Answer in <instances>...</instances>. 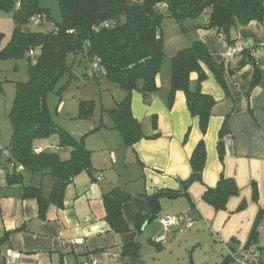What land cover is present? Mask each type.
<instances>
[{
  "label": "crops",
  "instance_id": "crops-1",
  "mask_svg": "<svg viewBox=\"0 0 264 264\" xmlns=\"http://www.w3.org/2000/svg\"><path fill=\"white\" fill-rule=\"evenodd\" d=\"M3 13L0 11L1 15ZM208 17L206 13L197 21L185 24L194 31L195 38L190 41H201L214 61L225 69L227 89L203 66L208 78L202 84V92L216 101L207 134L202 135L198 119L191 117L185 94L178 91L172 95L171 63H164L156 79L158 90L148 102L139 92L132 93L133 116L141 124L144 138L128 149L121 135L111 128L112 120H103L106 126L85 139L87 149L92 152L93 169L81 172L67 186L63 206H50L42 219L37 201L21 197L20 185L17 189L7 188L18 185L19 182L9 184L10 177L14 175L8 173L2 178L1 249L21 252L22 259L17 264H150L145 255L151 256L152 264H189L191 249H199L205 242L211 244L213 253L220 251V258L216 257L220 263L217 264L226 259H232L233 263L240 259V253L251 240L257 217L264 210V52L260 51L258 57L261 80L249 93L254 66L247 65L229 73V69L238 66L241 58L225 57L217 29H200L208 23ZM234 36L235 47L248 42L264 47V17L261 23L254 21L238 25ZM191 45V42H185L183 46H176L169 52L171 56L167 55L168 59ZM0 61L3 59L0 58ZM17 70L19 65L13 68V71ZM190 79L196 85L198 74L192 73ZM225 122L230 133L225 139L222 161L218 144ZM68 131L77 137L89 133ZM202 139L205 141L207 162L202 182L194 183L188 190L190 200L184 196L161 198L158 216L144 222L138 230L134 222L137 216L153 217L152 208L144 196H152L160 190H180L181 181L187 180L192 173L190 160ZM38 146L54 148L57 145L44 143ZM58 152L62 160L69 159L70 149ZM7 161L8 157L4 156L2 162L5 164ZM22 174L25 184L33 182L42 185L45 178L52 181L51 177L41 178L39 175L32 178L25 170ZM222 176L236 182L240 195L229 201L226 211H216L203 200V195L207 188H215ZM254 184L259 190V201L256 203L252 199ZM116 188L132 195L131 200L122 206V215L129 227V232L122 234L114 232L108 224L104 205V195ZM51 190L45 195H49ZM242 203H246V208L238 212ZM178 215L189 217L192 226L166 231L162 219ZM76 239H83V243H71ZM256 244L259 253L256 264H264V218ZM137 245L140 249L138 256H121L124 248ZM117 255L121 257L117 258Z\"/></svg>",
  "mask_w": 264,
  "mask_h": 264
},
{
  "label": "trees",
  "instance_id": "trees-1",
  "mask_svg": "<svg viewBox=\"0 0 264 264\" xmlns=\"http://www.w3.org/2000/svg\"><path fill=\"white\" fill-rule=\"evenodd\" d=\"M39 1L0 0V11L11 14L15 23L11 40L0 49V58L29 61V80L18 83L10 113L13 133L10 146L5 148L9 152L5 164L22 166L32 178L37 175L41 178L51 177L52 190L49 195H45L41 185L33 182L25 184L24 174H13L22 188L21 197L37 201L42 219L50 206H63L64 191L75 177L85 170L93 169L92 152L85 145L89 134L77 137L62 128L52 116L48 104L49 95H62L66 85L75 77V64L79 66L82 62L86 69L84 75L88 76L93 61L99 60L96 76L103 74L126 94L122 102L108 113L113 122L111 128L119 132L125 147L130 149L144 138L141 124L133 116L132 93L139 92L148 102L158 90L156 79L166 60L161 32L166 18H172L183 26L208 13V23L200 29H217L222 42L234 45V33L238 25H248L254 21L261 23L264 17V0H59L62 22L54 30L46 33L23 32L21 26L33 22L34 18L39 20L38 24H44L42 15L47 11L39 7ZM38 15L41 17H37ZM35 50H39L40 54L33 62ZM255 50L264 52V47L253 45L244 49L237 55L241 58L238 66L229 69L232 74L244 66H254L249 93L258 86L262 77L260 60L253 56ZM30 52H33L32 56H29ZM71 57L73 60H70ZM170 62L171 93L173 95L181 91L185 94L189 113L192 118L198 119L201 133L205 136L216 101L202 92V84L208 78L203 66L227 89L225 69L214 61L208 48L199 40L189 48L180 50ZM192 73L198 74L196 85L190 79ZM65 77L68 78L67 84L58 90L60 81ZM94 107V101H81L77 119H90ZM105 126L102 120L90 134ZM229 133L225 122L218 144L222 161L225 157V139ZM55 135L59 136V144L53 151L40 155L33 152L39 140ZM65 148L70 149L68 160H62L58 152ZM206 162L207 151L202 139L190 160L192 173L187 180L181 181L180 190H160L152 196L143 195L152 208L153 217L146 219L137 216L134 220L136 228L140 230L144 222L158 216L161 198L177 199L184 196L190 200L188 190L194 183L202 182ZM239 195L240 189L236 182L222 176L215 188L206 189L203 200L216 211H226L229 201ZM131 198V194L120 188L104 195L106 220L118 234L129 232L122 215V206ZM252 199L255 203L259 201L256 184L253 185ZM245 208L246 203H242L238 212ZM263 218L264 210H261L246 248L252 244L257 246L256 240ZM2 242L3 239L0 244ZM139 252V245L126 247L121 256H138ZM222 264H233V260L226 259Z\"/></svg>",
  "mask_w": 264,
  "mask_h": 264
},
{
  "label": "rangeland",
  "instance_id": "rangeland-1",
  "mask_svg": "<svg viewBox=\"0 0 264 264\" xmlns=\"http://www.w3.org/2000/svg\"><path fill=\"white\" fill-rule=\"evenodd\" d=\"M39 7L47 11L42 15L44 24H35L31 21L30 23L21 26L23 32H50L62 22L59 0H40ZM37 17L41 16L38 15ZM14 30L15 23L13 16L9 13L0 14V48L5 46L11 40ZM161 32L166 57L164 62L165 65L166 63H171L170 59L167 57V55L171 56V53H169L171 50L175 49L176 46H183L185 42H188V44L191 42L193 44V41L190 40H194L195 38L194 31H191L187 25L181 26L172 18H166L163 21ZM175 41H177V45L175 44ZM39 54L40 52L36 50V56H33L32 58L33 62L36 61ZM0 63L2 64V66H0V82L2 87V90L0 91V148L5 150V148L10 146L13 133L10 113L16 97L17 86L18 83H26L29 80V61L27 59H8L0 61ZM16 65H19V70L13 71V68ZM85 73L86 69L83 65L75 67V77L71 79L68 84L66 83L68 81V78L66 77L59 83L58 90L67 84L63 90V94L49 95L48 104L52 116L62 128L70 131H77L79 134L89 132V135L86 134V138H88L96 133L90 134L94 130L91 128H96L102 120L107 122L111 121L108 111H110L111 108H114V106H117L118 103L122 102L125 93L118 89L115 84L104 75H99L97 77L96 75L89 74L88 76H85ZM81 101L95 102L93 116L90 119H77L80 112ZM116 133L119 134L118 131H116ZM44 143L57 145L59 144V136L55 135L46 140H39L37 142V144ZM18 186L19 185L14 187L7 186V188L17 189ZM41 186L44 194H47L49 190H51L52 181L50 178H45ZM192 254L193 258L191 259ZM217 256L220 258V251H218V253H213L211 250V244L205 242L199 247V249H191L189 254V264H217V262L220 263V261L216 259ZM145 258L150 264H152L150 255H145Z\"/></svg>",
  "mask_w": 264,
  "mask_h": 264
},
{
  "label": "built area",
  "instance_id": "built-area-1",
  "mask_svg": "<svg viewBox=\"0 0 264 264\" xmlns=\"http://www.w3.org/2000/svg\"><path fill=\"white\" fill-rule=\"evenodd\" d=\"M17 7L19 8L20 5L18 4ZM34 23H39V20L34 18L33 19ZM223 46L225 49V57L227 59H233L235 58L238 54L244 51V49H248L253 46L252 43H245L241 47H235L227 42H223ZM260 51L255 50L253 52V56L258 58L260 56ZM33 52H30L29 56H32ZM99 60L95 59L93 63L91 64V73L90 75H96V73L99 70ZM54 149L52 147H41V146H35L33 148V152L36 155L43 154L45 152L53 151ZM8 157L9 152L3 150L0 148V201H1V181L2 178L6 174H17V173H22L24 171V168L22 166H16L14 163H8L4 164L2 162L3 157ZM1 217V214H0ZM162 224L165 228V230H170L173 228L176 229H185L189 228L192 226V220L185 216V215H178V216H170L162 219ZM0 242H1V233H0ZM73 244H82L83 239H76L71 241ZM115 257V256H114ZM117 258H120V255L116 256ZM22 259V253L14 250V249H7V250H2L1 249V244H0V264H17L19 261ZM259 261V253H258V248L255 244H252L245 248L241 254H240V259H237L234 261L233 264H256ZM95 264V263H93Z\"/></svg>",
  "mask_w": 264,
  "mask_h": 264
},
{
  "label": "water",
  "instance_id": "water-1",
  "mask_svg": "<svg viewBox=\"0 0 264 264\" xmlns=\"http://www.w3.org/2000/svg\"><path fill=\"white\" fill-rule=\"evenodd\" d=\"M17 183H18V181L16 180L15 177H10V182H9L10 185L17 184Z\"/></svg>",
  "mask_w": 264,
  "mask_h": 264
}]
</instances>
